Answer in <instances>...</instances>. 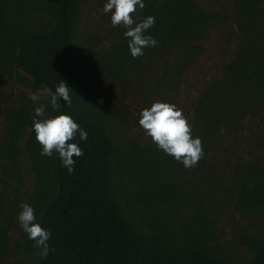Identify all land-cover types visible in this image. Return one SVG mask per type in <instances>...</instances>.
I'll list each match as a JSON object with an SVG mask.
<instances>
[{"label": "trees", "instance_id": "obj_1", "mask_svg": "<svg viewBox=\"0 0 264 264\" xmlns=\"http://www.w3.org/2000/svg\"><path fill=\"white\" fill-rule=\"evenodd\" d=\"M78 2L0 0V115L5 121L0 264H264V230L257 224L253 230L236 227L229 241L244 250L245 261L217 244L214 225L232 204L250 225L264 219V165L254 154L231 167L207 163L209 151L220 146L219 128L237 131L238 120L264 110V0L231 1L236 49L224 64V74L192 105V135L200 137L204 153L194 168H184L154 143L131 140L123 146L114 140L110 126L119 115L123 122L126 116L95 104L88 81L143 80L157 64L161 74L153 79V91L169 99L182 72L202 52L200 41L224 16L195 0H145L135 15L155 16L147 34L157 45L133 59L119 26L112 29L114 40L98 48L94 34L78 31ZM60 80L73 93L71 105L59 111L69 113L88 133L86 141L76 138L84 154L74 157L71 174L55 153L39 154L31 129L35 103L28 98L14 103L13 93L4 90L11 82L29 96ZM216 96L220 101L231 98L232 114L219 113ZM255 147H264V117ZM180 170L202 176L201 186L209 193L193 183L194 191L188 193L175 180ZM26 175L31 177L29 187ZM195 191L202 196L192 198ZM21 203L33 206L40 225L51 233L52 250L43 258L21 229L17 238L11 235ZM170 208L186 210L188 216L174 221L167 213Z\"/></svg>", "mask_w": 264, "mask_h": 264}, {"label": "rangeland", "instance_id": "obj_2", "mask_svg": "<svg viewBox=\"0 0 264 264\" xmlns=\"http://www.w3.org/2000/svg\"><path fill=\"white\" fill-rule=\"evenodd\" d=\"M199 5L211 11H217L224 16L225 20L213 26L207 33L205 38L200 41L202 52L197 55L194 60L181 74L176 86V93L171 98L165 99L159 97L153 91V79L160 75V66L153 65L147 77L143 80L134 77L125 78L123 81H100L96 82L90 78L89 84L91 87V94L95 104H100L107 109H114L118 113L123 111L126 116V121L115 120L111 127V137L121 143L123 146H128L131 140L140 144L153 143L149 137L144 135L138 124V114L141 108L149 106L152 102L157 100L168 101L176 104L182 110V114L187 118V122L192 127L194 111L192 105L202 95V93L209 89L213 80L219 79L224 74V64L233 56L236 49L237 42V23L236 16L233 13L231 1L232 0H195ZM77 29L80 33L94 34L98 39V45L107 46L114 40L113 26L109 22L108 15L102 11V0H79L78 2V21ZM100 43V45H99ZM4 90L13 93V102H25L28 98L27 92L23 91L21 87L11 82H7ZM230 97L220 101L219 97L213 99V103L220 102L218 110L221 115L232 114L230 107L232 101ZM12 104V103H10ZM264 117V110L259 109L255 116L248 113L240 121L238 120V130L234 131L232 126L221 127L218 130L220 136V146L209 151L207 163L216 165L219 168L231 167L232 164L241 162L250 158L254 154L260 162L264 165V147L257 150L255 147L258 138V132L261 127V122ZM4 118L0 115V141L4 136ZM22 145V142H21ZM23 155L22 164L27 163ZM226 170V169H225ZM176 181H182L188 189V193L194 191L189 184H198L200 187V180L202 176L198 173L195 177L185 170L175 172ZM0 177L2 173L0 171ZM26 186H30L31 177L25 176ZM1 189V184H0ZM201 190V189H200ZM203 190L209 191L203 187ZM220 195L219 191H216ZM201 191H195L192 198H200ZM212 196L207 197L211 199ZM168 216H173L174 221L188 216L186 210L176 211L168 209ZM215 214L211 215L214 217ZM264 230V219L254 222L253 225L243 221L238 214L235 205L229 211L222 213L214 223L216 242L222 245L224 250L231 251L235 258L245 261L247 260L246 253L243 249L237 248L229 244L230 239L234 236L235 228L244 226L249 230L257 228V225ZM20 226L18 221L11 232L13 238L19 235Z\"/></svg>", "mask_w": 264, "mask_h": 264}, {"label": "clouds", "instance_id": "obj_3", "mask_svg": "<svg viewBox=\"0 0 264 264\" xmlns=\"http://www.w3.org/2000/svg\"><path fill=\"white\" fill-rule=\"evenodd\" d=\"M144 7L145 0H102L103 13L108 15L113 27L119 26L123 29L121 36L133 59L143 56L145 48L157 45V40L147 34V30L155 23V16L135 15L137 9ZM42 92L45 95H42ZM72 93L66 82L60 80L53 88L43 86L28 96L36 105L33 108L31 129L35 141L40 146L39 154L52 157L55 153L61 166L69 174L74 170V157L84 154L76 138L78 137L79 141H86L88 138L87 131L69 113L59 111L62 106L71 105ZM137 124L158 151L172 157L184 168H194L204 155L200 137L192 135L187 118L174 103L157 100L141 108ZM16 219L21 231L34 242L33 246L39 249V256H47L52 250L48 245L51 233L40 225L33 206L21 203Z\"/></svg>", "mask_w": 264, "mask_h": 264}]
</instances>
